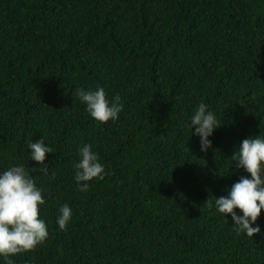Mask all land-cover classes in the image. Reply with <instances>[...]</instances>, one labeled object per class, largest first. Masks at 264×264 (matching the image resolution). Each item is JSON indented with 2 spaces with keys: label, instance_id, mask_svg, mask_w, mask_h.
<instances>
[{
  "label": "trees",
  "instance_id": "obj_1",
  "mask_svg": "<svg viewBox=\"0 0 264 264\" xmlns=\"http://www.w3.org/2000/svg\"><path fill=\"white\" fill-rule=\"evenodd\" d=\"M77 87L119 96V119L90 117ZM201 103L222 124L206 152L189 127ZM259 133L264 0H0V170L38 168L42 136L54 150L32 171L48 238L12 264H264V209L251 238L209 206L250 175L232 153ZM83 144L106 172L86 192Z\"/></svg>",
  "mask_w": 264,
  "mask_h": 264
},
{
  "label": "clouds",
  "instance_id": "obj_2",
  "mask_svg": "<svg viewBox=\"0 0 264 264\" xmlns=\"http://www.w3.org/2000/svg\"><path fill=\"white\" fill-rule=\"evenodd\" d=\"M72 94L86 106L89 116L101 123L119 119L123 111L120 97L109 99L102 87L95 90L77 87ZM221 125L207 104L201 103L194 110L189 127L191 134L199 137L201 152L212 147L209 137ZM28 149L31 150L29 159L37 162L38 168L16 163L0 170V257L5 259L6 264H12L10 257L35 250L49 235L48 225L40 216V206L46 203L44 189L37 186L32 171L46 164V154L54 150L43 136L30 141ZM232 155L233 168L242 169L250 175H241L237 182L226 189L227 195L216 196L214 204L210 202L209 206L225 218L230 214L233 230L253 238L255 233L262 231L256 222L264 209V135L259 133L243 139ZM78 157L73 165L74 180L78 190L86 192L90 181L104 178L105 166L90 144L78 148ZM39 170L47 174V168ZM71 220L72 209L65 203L60 206L56 217L58 228L66 230Z\"/></svg>",
  "mask_w": 264,
  "mask_h": 264
}]
</instances>
